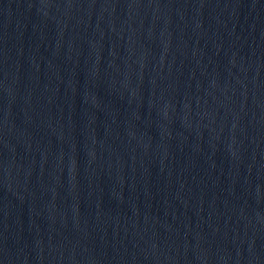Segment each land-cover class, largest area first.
Returning <instances> with one entry per match:
<instances>
[{"label": "water", "instance_id": "1", "mask_svg": "<svg viewBox=\"0 0 264 264\" xmlns=\"http://www.w3.org/2000/svg\"><path fill=\"white\" fill-rule=\"evenodd\" d=\"M0 264H264V0H0Z\"/></svg>", "mask_w": 264, "mask_h": 264}]
</instances>
